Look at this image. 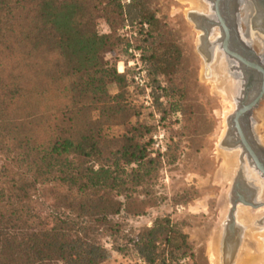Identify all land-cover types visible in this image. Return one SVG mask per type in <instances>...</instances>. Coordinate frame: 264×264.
Returning <instances> with one entry per match:
<instances>
[{
  "label": "trees",
  "instance_id": "trees-1",
  "mask_svg": "<svg viewBox=\"0 0 264 264\" xmlns=\"http://www.w3.org/2000/svg\"><path fill=\"white\" fill-rule=\"evenodd\" d=\"M126 20L156 101L182 113L180 52L150 0H0V264H103L112 252L99 226L157 206L152 189L134 196L152 187L161 163L150 157L151 130L132 123L141 111L127 99L131 72L105 59L124 44ZM121 125L130 128L114 151L107 132ZM188 241L166 216L113 248L132 264H197Z\"/></svg>",
  "mask_w": 264,
  "mask_h": 264
},
{
  "label": "rangeland",
  "instance_id": "rangeland-1",
  "mask_svg": "<svg viewBox=\"0 0 264 264\" xmlns=\"http://www.w3.org/2000/svg\"><path fill=\"white\" fill-rule=\"evenodd\" d=\"M121 2L128 6L132 0ZM199 3L200 0H150L161 27L165 28V33L180 52L181 68L176 90L180 94V104L184 106L182 113L172 112L171 102L165 97L156 101L159 89L156 90L154 77L138 48V30L128 20L121 27L124 44L105 57L115 64L118 73L131 72L127 99L141 111L140 117L133 119L132 123L139 121L151 130L148 137L150 157L159 160L161 167L157 178L150 184L152 187L149 190L138 189L134 194L144 200L152 189L156 207L136 217L121 214L99 226L97 239L112 252L111 258L103 264L134 263V255L113 247L126 245L140 232L152 227L156 219L166 216L181 233L187 235L193 262L219 264L216 228L225 211L223 197L229 188L226 178L234 169L236 156L225 159L223 140L227 119L235 106L225 90V82L210 75L199 49L201 31L190 17L192 11L200 8ZM98 23L101 32L106 33L105 19L99 18ZM142 73V82H137L135 77ZM159 80L166 85V77ZM108 89L112 95L118 93L115 83H110ZM262 118L264 120V115ZM129 128V125H121L108 130L109 138L115 143L112 150L119 148ZM244 212L250 214L245 209L239 210V214ZM185 263L191 262L186 260Z\"/></svg>",
  "mask_w": 264,
  "mask_h": 264
},
{
  "label": "flooded vegetation",
  "instance_id": "flooded-vegetation-1",
  "mask_svg": "<svg viewBox=\"0 0 264 264\" xmlns=\"http://www.w3.org/2000/svg\"><path fill=\"white\" fill-rule=\"evenodd\" d=\"M199 5L190 13L201 31L199 49L235 106L223 149L225 159L236 155V167L226 178L217 259L219 264H251L264 244V0H200ZM240 209L250 214H239Z\"/></svg>",
  "mask_w": 264,
  "mask_h": 264
},
{
  "label": "bare ground",
  "instance_id": "bare-ground-1",
  "mask_svg": "<svg viewBox=\"0 0 264 264\" xmlns=\"http://www.w3.org/2000/svg\"><path fill=\"white\" fill-rule=\"evenodd\" d=\"M257 17L259 18V16H257ZM261 17L264 18V15H261ZM243 217H244V216H243ZM244 219H246V218H244ZM252 219H253V218H252ZM252 219H251V220H252ZM242 221H243V220H242ZM253 243H254V242H253ZM259 246H260V247L258 248L259 251H260V248H262V250H261L262 252H260L261 256H260V257L258 256V257H259V258L257 259L258 261L256 260V262H253V263H251V264H257V263H258V264H263V263H264V260H263V257H264V256H263V255H264V250H263V249H264V244H263V243H262V244H259ZM254 250H255V249H254ZM255 252H256V251H255ZM240 260H241V259H240ZM251 260H254V259H251ZM249 261H250V260H249ZM247 263H248L247 260H245V261H244V260H241V261L239 262V264H247ZM249 264H250V263H249Z\"/></svg>",
  "mask_w": 264,
  "mask_h": 264
},
{
  "label": "built area",
  "instance_id": "built-area-1",
  "mask_svg": "<svg viewBox=\"0 0 264 264\" xmlns=\"http://www.w3.org/2000/svg\"><path fill=\"white\" fill-rule=\"evenodd\" d=\"M143 74H144V73H142V75H137V76L135 77V80H136L137 82H138V81L142 82ZM138 263H139V264H146V263H144V262L141 261V260H138Z\"/></svg>",
  "mask_w": 264,
  "mask_h": 264
},
{
  "label": "water",
  "instance_id": "water-1",
  "mask_svg": "<svg viewBox=\"0 0 264 264\" xmlns=\"http://www.w3.org/2000/svg\"><path fill=\"white\" fill-rule=\"evenodd\" d=\"M224 145L226 146V143L224 144V141H223V146H224ZM252 207H254V206H252ZM255 208H258V207H255Z\"/></svg>",
  "mask_w": 264,
  "mask_h": 264
}]
</instances>
